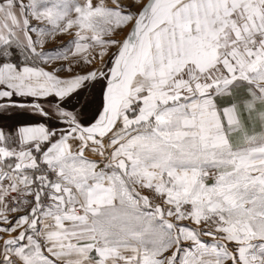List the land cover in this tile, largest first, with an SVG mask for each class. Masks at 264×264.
Masks as SVG:
<instances>
[{
    "label": "snow or ice",
    "instance_id": "1",
    "mask_svg": "<svg viewBox=\"0 0 264 264\" xmlns=\"http://www.w3.org/2000/svg\"><path fill=\"white\" fill-rule=\"evenodd\" d=\"M0 264H264V0H0Z\"/></svg>",
    "mask_w": 264,
    "mask_h": 264
}]
</instances>
